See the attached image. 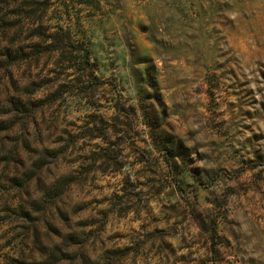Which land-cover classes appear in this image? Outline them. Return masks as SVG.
<instances>
[{
  "label": "rangeland",
  "instance_id": "rangeland-1",
  "mask_svg": "<svg viewBox=\"0 0 264 264\" xmlns=\"http://www.w3.org/2000/svg\"><path fill=\"white\" fill-rule=\"evenodd\" d=\"M0 264H264V0H0Z\"/></svg>",
  "mask_w": 264,
  "mask_h": 264
}]
</instances>
